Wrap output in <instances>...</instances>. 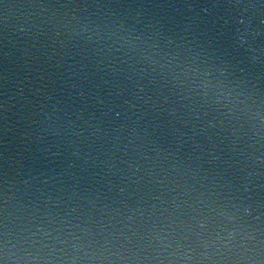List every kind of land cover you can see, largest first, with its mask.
<instances>
[{"label": "water", "instance_id": "obj_1", "mask_svg": "<svg viewBox=\"0 0 264 264\" xmlns=\"http://www.w3.org/2000/svg\"><path fill=\"white\" fill-rule=\"evenodd\" d=\"M262 21V0H0V257L7 233L20 264H264Z\"/></svg>", "mask_w": 264, "mask_h": 264}, {"label": "clouds", "instance_id": "obj_2", "mask_svg": "<svg viewBox=\"0 0 264 264\" xmlns=\"http://www.w3.org/2000/svg\"><path fill=\"white\" fill-rule=\"evenodd\" d=\"M262 3H264V0H262ZM41 7H63V8H70V7H74V6H68V5H63V6H54V5H41ZM248 7H252V5H248ZM77 17L73 16L72 20H76ZM264 22V21H262ZM241 23H243V21H241ZM68 24H71V21H68L67 24L65 25L66 27L68 26ZM122 28V25H116V30L118 31L119 29ZM83 29H80L79 31H77L76 29H72V34L73 35H79L80 31H82ZM117 31L113 32V35L117 34ZM238 31V30H237ZM240 39H242V37H238ZM125 104L128 103V101H124ZM119 105H113L112 108H109V111L112 112L114 110V108H118ZM115 115L117 117L120 116V112L119 111H115ZM256 162H260L261 161V157H256ZM246 190V189H245ZM239 210L242 211L245 215L250 213L251 210V205L250 204H246L243 201L240 203L239 205ZM224 215H227L229 220H236V217L233 215H229L227 213H224ZM200 227H203V222H200L199 225ZM237 231L236 228H232L230 230L227 231V236L229 238H231L233 236V234ZM12 247H15L14 244H12L10 242V240L7 238V233H5V240H4V244H3V249H2V257H0V264H20V260L24 259L25 257H27L28 259H36V257H32L30 253H28L27 251H25V257H17L15 256L13 253H11L10 249ZM185 259H187V257H185ZM241 259L243 260H248L249 257L247 256H241Z\"/></svg>", "mask_w": 264, "mask_h": 264}]
</instances>
